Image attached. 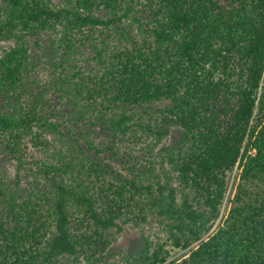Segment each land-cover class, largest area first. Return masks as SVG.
Returning <instances> with one entry per match:
<instances>
[{"label":"trees","instance_id":"16d2710c","mask_svg":"<svg viewBox=\"0 0 264 264\" xmlns=\"http://www.w3.org/2000/svg\"><path fill=\"white\" fill-rule=\"evenodd\" d=\"M2 42L0 264H264V0H0Z\"/></svg>","mask_w":264,"mask_h":264},{"label":"rangeland","instance_id":"374dc122","mask_svg":"<svg viewBox=\"0 0 264 264\" xmlns=\"http://www.w3.org/2000/svg\"><path fill=\"white\" fill-rule=\"evenodd\" d=\"M10 44L11 43L9 42H2L0 44V51L4 47H9ZM44 74L46 73H43V75ZM181 135L182 134L178 131L174 132L173 135L168 139V142H179ZM238 172L239 171L236 169L229 175L226 196L211 231H213L219 224H221L227 215L230 202L235 193V187L239 174ZM162 228L163 227L159 226L157 223L146 225L143 228L136 227L134 224L126 225L124 231L117 236L116 240L108 250L109 260L113 264H122L125 261L126 255L139 254L144 247V236L151 238L154 244L164 243L165 250L170 254L168 258L169 261L184 256L187 253V249L177 247L174 241L168 239V234Z\"/></svg>","mask_w":264,"mask_h":264},{"label":"built area","instance_id":"2783aa9c","mask_svg":"<svg viewBox=\"0 0 264 264\" xmlns=\"http://www.w3.org/2000/svg\"><path fill=\"white\" fill-rule=\"evenodd\" d=\"M230 206H231V203H230V205H229L228 212H229ZM228 212H227V214H228ZM226 216H227V215H226ZM225 218H226V217H225Z\"/></svg>","mask_w":264,"mask_h":264}]
</instances>
